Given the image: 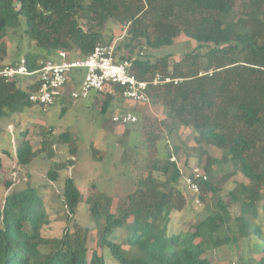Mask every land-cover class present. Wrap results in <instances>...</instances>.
<instances>
[{
    "label": "trees",
    "instance_id": "trees-1",
    "mask_svg": "<svg viewBox=\"0 0 264 264\" xmlns=\"http://www.w3.org/2000/svg\"><path fill=\"white\" fill-rule=\"evenodd\" d=\"M21 17L28 44L44 53H25L30 70L57 50L86 56L97 44L112 42L104 34L109 21L126 25L127 34L116 50L120 60L132 62L138 78L161 72L181 79L177 84L151 86L148 92L166 107L169 132L175 123L194 132L199 164L208 175L201 183V199L205 192H219L211 178L217 159L205 146L225 150L249 183H237L229 192L240 205L234 225L230 215L226 226L211 213L175 231L171 215L182 209L185 198L177 188L182 172L169 153L164 164L154 165L167 176L165 190H158L153 181L139 186L114 212L106 210L112 204L110 196L91 200L101 249L90 251L79 231L53 240L44 237L42 227L50 218L43 195L29 184L15 190L0 176V189H9L0 200V264H108L102 248H108L118 264H217L207 252L224 245L238 248L239 264H264V227L257 221L259 209H264V0H0V53H6L4 38L19 28ZM181 34L197 45L172 64L169 54L152 58L142 48L172 45ZM4 59L0 54V68ZM27 81L26 77L0 80V117L11 116L19 104L34 105L28 99L34 86ZM102 94L105 111L115 96ZM22 135L15 153L17 163L26 166L36 150L26 132ZM59 137L69 142L71 135L65 131ZM178 150L175 147L174 153ZM57 175L56 170L49 171L50 180ZM62 198L70 219L81 201L72 177L65 180ZM216 206L226 204L218 197Z\"/></svg>",
    "mask_w": 264,
    "mask_h": 264
},
{
    "label": "rangeland",
    "instance_id": "rangeland-1",
    "mask_svg": "<svg viewBox=\"0 0 264 264\" xmlns=\"http://www.w3.org/2000/svg\"><path fill=\"white\" fill-rule=\"evenodd\" d=\"M24 29L25 20L21 17L19 28L4 38L6 53L0 54L5 56V66L18 62L27 51L44 54L42 49L28 44ZM126 30V25L109 21L104 34L117 46L126 36ZM196 45L195 41L181 34L172 45L142 48L152 58L169 54V62L172 64ZM57 59L60 61L62 58L57 55ZM66 95L65 101L59 98L47 111L36 104H19L11 116L0 117V157L3 161L0 176L4 182L11 181L15 190L25 189L29 184L43 195L50 218V223L42 227L44 237L53 240L79 231L85 235L90 251L101 249L99 223L91 212V200L101 194L110 196L112 204L106 210L114 212L117 204L127 200L129 194L139 186L153 181L158 190H165L167 176L155 169L154 165L164 164L169 153H172L171 158L175 157L174 162L182 172L177 188L185 198L182 209L171 215V228L180 231L197 224L211 213L217 214L219 224L227 226L228 215L231 224H235L234 218L240 212V205L231 200L229 192L237 183H249V179L236 169L225 150L205 146L208 155L217 159L212 165L211 178L219 192L216 195L205 192L202 204L196 205L195 196L184 184L185 175L195 168L202 170L199 152L195 149L194 132L180 123H175L173 132H169L171 120L160 101L150 98L148 103H141L115 96L104 111L105 94L92 90L87 97L77 99L72 98L69 92ZM64 106L66 109L63 112ZM117 109L135 113L138 121L115 125L112 116ZM65 131L71 135L69 142L59 137ZM24 132L36 150L35 158L26 166L17 163L15 153ZM175 147L179 149L178 154L174 153ZM205 160L206 155L202 162L205 163ZM50 170L58 173L55 181L49 178ZM68 177L75 180L81 191L77 213L70 219L66 217L62 200V191ZM8 192L9 189L2 187L0 200ZM262 196L264 201V188ZM218 197L226 207L216 206ZM257 221L264 227L263 208L259 209ZM52 246L53 243L49 245ZM102 249L108 264H118L108 248ZM238 251L236 247L224 245L212 248L207 255L217 264H239Z\"/></svg>",
    "mask_w": 264,
    "mask_h": 264
},
{
    "label": "built area",
    "instance_id": "built-area-1",
    "mask_svg": "<svg viewBox=\"0 0 264 264\" xmlns=\"http://www.w3.org/2000/svg\"><path fill=\"white\" fill-rule=\"evenodd\" d=\"M62 58L58 62L53 57L41 58L37 61L38 68L30 70L27 58L21 57L15 64L0 68V80L10 82L18 77L28 78L27 85L34 86L28 99L47 111L59 98L68 92L72 98L87 97L92 90L99 93L108 92L122 99H132L141 103L150 101L149 88L167 83L177 84L181 79L157 72L149 79H140L132 71L130 60H120L116 43H99L94 50L86 55L71 54L66 50H57ZM84 70L83 74L75 75V71ZM76 80L78 86L72 87ZM138 121L131 111L117 109L112 116L115 124L127 125ZM172 161H175L173 156ZM208 175L198 168L184 176V184L188 191L195 196L194 203L202 204V181Z\"/></svg>",
    "mask_w": 264,
    "mask_h": 264
},
{
    "label": "crops",
    "instance_id": "crops-1",
    "mask_svg": "<svg viewBox=\"0 0 264 264\" xmlns=\"http://www.w3.org/2000/svg\"><path fill=\"white\" fill-rule=\"evenodd\" d=\"M52 57H53L56 61H58V62L62 61V59H61L60 61L57 59V54H56V53L53 54ZM83 73H84V70H77V71H75V75H79V74H83ZM79 81H80V80H76L73 84H71L72 87H76V86H78ZM66 98H67V95L63 96V97L60 98V99H61V101H65ZM134 114H135V113H134ZM115 125H116V124H115ZM1 159H2V158H1ZM2 163H3V161H2Z\"/></svg>",
    "mask_w": 264,
    "mask_h": 264
}]
</instances>
